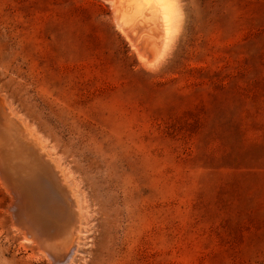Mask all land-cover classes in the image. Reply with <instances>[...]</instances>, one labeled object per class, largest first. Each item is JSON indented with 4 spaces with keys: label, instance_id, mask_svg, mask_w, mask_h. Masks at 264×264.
Segmentation results:
<instances>
[{
    "label": "rangeland",
    "instance_id": "rangeland-1",
    "mask_svg": "<svg viewBox=\"0 0 264 264\" xmlns=\"http://www.w3.org/2000/svg\"><path fill=\"white\" fill-rule=\"evenodd\" d=\"M176 2L150 63L110 0H0L1 96L85 209L70 264H264V0ZM2 186L0 264H50Z\"/></svg>",
    "mask_w": 264,
    "mask_h": 264
},
{
    "label": "bare ground",
    "instance_id": "bare-ground-1",
    "mask_svg": "<svg viewBox=\"0 0 264 264\" xmlns=\"http://www.w3.org/2000/svg\"><path fill=\"white\" fill-rule=\"evenodd\" d=\"M110 2L116 28L134 49L150 63L162 60L178 29L180 12L176 0ZM3 143L6 146H0V179L11 197L8 211L13 226L25 241L35 244L48 257L50 264H70L85 233V209L77 189L34 129L0 93V144ZM19 182L28 191L26 199L19 192Z\"/></svg>",
    "mask_w": 264,
    "mask_h": 264
},
{
    "label": "water",
    "instance_id": "water-1",
    "mask_svg": "<svg viewBox=\"0 0 264 264\" xmlns=\"http://www.w3.org/2000/svg\"><path fill=\"white\" fill-rule=\"evenodd\" d=\"M7 119H8V118H7ZM0 146H6V145L3 143V144H0ZM44 165L49 167V165L46 164V163H44ZM49 172H51V173L53 174V172L51 171L50 167H49ZM53 179H54L55 181H58L57 177L54 176V175H53ZM16 183H17V182H16ZM19 186H20V190H19V192L21 193V195H23V197H25V199L27 198V196L29 197V195H28V193H27L28 191H27L26 189L22 188V184H21L20 182H19ZM52 191H53V193H54V189H53Z\"/></svg>",
    "mask_w": 264,
    "mask_h": 264
}]
</instances>
